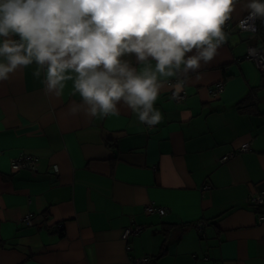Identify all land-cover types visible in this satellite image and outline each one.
<instances>
[{"label":"crops","instance_id":"crops-1","mask_svg":"<svg viewBox=\"0 0 264 264\" xmlns=\"http://www.w3.org/2000/svg\"><path fill=\"white\" fill-rule=\"evenodd\" d=\"M257 22V35L225 31L218 55L188 74L183 101L165 85L152 127L124 105L103 119L70 114L72 81L46 95L34 64L0 82V264H264V70L247 57L264 47ZM21 153L35 171L11 170ZM149 203L166 214L145 212ZM134 225L144 229L124 241Z\"/></svg>","mask_w":264,"mask_h":264},{"label":"clouds","instance_id":"clouds-1","mask_svg":"<svg viewBox=\"0 0 264 264\" xmlns=\"http://www.w3.org/2000/svg\"><path fill=\"white\" fill-rule=\"evenodd\" d=\"M239 0H0V82L35 65L44 93L92 119L126 106L156 126L165 85L174 97L188 74L210 63L227 42L224 25ZM248 18L264 20V0H247ZM134 58V59H133Z\"/></svg>","mask_w":264,"mask_h":264},{"label":"built area","instance_id":"built-area-1","mask_svg":"<svg viewBox=\"0 0 264 264\" xmlns=\"http://www.w3.org/2000/svg\"><path fill=\"white\" fill-rule=\"evenodd\" d=\"M224 31H250L254 34H258L257 32V19H251L248 18V13H246L243 17H241L240 19H238L237 21H233V19L230 17L229 20H227L225 22L224 25ZM248 55L247 57L251 60H254L256 65L264 70V47H255L253 46H249L248 47ZM222 84L221 83H217L214 86H212V88H210L209 90V95L210 97H214L216 95H218L221 91H222ZM169 95L171 96V98L177 102L179 101H183L186 98V93L183 91L179 97H174L172 94V90L170 89ZM149 127V126H148ZM240 151H248L249 150V146L248 143H244L241 145V147L239 148ZM226 157H223L222 160H224ZM36 161L37 158L33 155L30 154H24L21 153L19 154V156H17L16 158L12 159L10 162V168L11 170H21V169H25V170H29V171H35L36 170ZM54 173L57 174L58 173V169L56 166H54ZM210 188V185H205L202 189L207 190ZM251 200L254 203H261L262 202V196L261 195H254L251 196ZM145 212L149 213V214H158V215H164L166 214L167 209L162 207V206H158L155 205L153 203H149L145 205L144 208ZM25 221L29 222V218L28 216L24 219ZM197 228H201L202 224L200 222L196 223ZM144 229L143 226L141 225H134V226H128L122 229L121 232V238L124 241H127V239L130 236H134L136 234H139L142 230ZM126 249L129 250L130 247L129 245L126 246ZM128 262L130 264H150V257L149 256H142V257H133V256H128Z\"/></svg>","mask_w":264,"mask_h":264},{"label":"trees","instance_id":"trees-1","mask_svg":"<svg viewBox=\"0 0 264 264\" xmlns=\"http://www.w3.org/2000/svg\"><path fill=\"white\" fill-rule=\"evenodd\" d=\"M257 21H258V19H257ZM257 28H258L257 31H258V30L260 31L261 27H260V25H259V22H257ZM211 88H212V87H211ZM245 102H246L245 99H242V100L239 101V105H242V104H244ZM159 255H160V254H159ZM159 255H158V256H159ZM152 261H153V258L151 257V258H150V263H151Z\"/></svg>","mask_w":264,"mask_h":264}]
</instances>
